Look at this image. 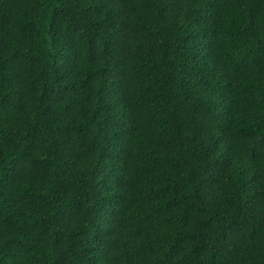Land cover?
Wrapping results in <instances>:
<instances>
[{
	"label": "trees",
	"instance_id": "1",
	"mask_svg": "<svg viewBox=\"0 0 264 264\" xmlns=\"http://www.w3.org/2000/svg\"><path fill=\"white\" fill-rule=\"evenodd\" d=\"M0 264H264V0H0Z\"/></svg>",
	"mask_w": 264,
	"mask_h": 264
}]
</instances>
